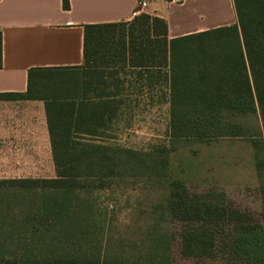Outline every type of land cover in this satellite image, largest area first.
I'll return each mask as SVG.
<instances>
[{
    "label": "trees",
    "instance_id": "obj_1",
    "mask_svg": "<svg viewBox=\"0 0 264 264\" xmlns=\"http://www.w3.org/2000/svg\"><path fill=\"white\" fill-rule=\"evenodd\" d=\"M232 2L236 24L169 41L166 21L144 13L126 23L85 25L82 67L28 72L26 94L9 97L45 102L56 178L0 181V264L120 263L121 257L107 255L111 238L103 242L105 232L99 237L107 214L99 213L93 193L106 189V180L125 178L127 170L131 177H169L164 148L157 156L97 143L105 139L99 130L110 129L119 114L122 81L112 78L120 68L169 67L172 138L243 137L242 127L231 120L254 114L264 136V0ZM63 8L69 9V0H63ZM111 49L122 66H113L109 74L103 61ZM98 61L100 68H92ZM80 70L86 72L79 79ZM192 203L206 206L200 199ZM215 208L174 216L208 221ZM242 230L231 239L230 254L242 264H264V227ZM192 234L194 242L207 244ZM143 236L144 247L134 248L140 258L146 264H168V233L151 229Z\"/></svg>",
    "mask_w": 264,
    "mask_h": 264
},
{
    "label": "rangeland",
    "instance_id": "obj_2",
    "mask_svg": "<svg viewBox=\"0 0 264 264\" xmlns=\"http://www.w3.org/2000/svg\"><path fill=\"white\" fill-rule=\"evenodd\" d=\"M134 36H138L137 31ZM114 55L115 50L111 49L104 58L106 73L116 70L113 66L118 61ZM101 63L91 67L100 68ZM120 69L119 74L127 72ZM85 72L80 70L77 77H84ZM118 92L116 99L138 95L125 91L121 82ZM157 103L125 100L111 128L98 132L105 137L98 144L119 145L157 156L164 148L169 154L168 178L131 177L127 170L125 178L106 180V189L93 193L99 213L107 214L97 229L100 238L105 232L103 242L111 238L113 248L107 255L121 257L118 264H146L134 248L144 247V233L154 229L170 236L168 264H242L229 252L231 239L246 226L264 227V136L259 116L231 120L242 127L243 137L172 138L169 106L163 96ZM198 199L206 206L192 203ZM211 206L219 208H215L213 218L206 217L208 221L187 216L178 220L174 216L179 212L208 214ZM192 233L207 244L194 242ZM93 250L87 253L94 254Z\"/></svg>",
    "mask_w": 264,
    "mask_h": 264
},
{
    "label": "crops",
    "instance_id": "obj_3",
    "mask_svg": "<svg viewBox=\"0 0 264 264\" xmlns=\"http://www.w3.org/2000/svg\"><path fill=\"white\" fill-rule=\"evenodd\" d=\"M141 13L166 21L168 41L237 21L232 0H69L68 10L63 0H0V181L56 178L45 102L9 97L26 94L28 72L82 67L85 25L126 23ZM125 69L123 89L138 95L122 104L155 105L163 96L169 106L168 66Z\"/></svg>",
    "mask_w": 264,
    "mask_h": 264
},
{
    "label": "built area",
    "instance_id": "obj_4",
    "mask_svg": "<svg viewBox=\"0 0 264 264\" xmlns=\"http://www.w3.org/2000/svg\"><path fill=\"white\" fill-rule=\"evenodd\" d=\"M144 6H145V4H144V3H142L141 7H144Z\"/></svg>",
    "mask_w": 264,
    "mask_h": 264
}]
</instances>
